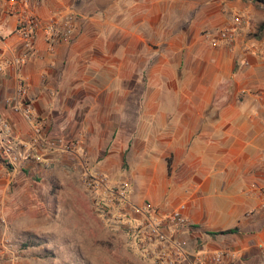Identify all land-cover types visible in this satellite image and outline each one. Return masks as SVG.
I'll return each mask as SVG.
<instances>
[{"label": "crops", "instance_id": "1", "mask_svg": "<svg viewBox=\"0 0 264 264\" xmlns=\"http://www.w3.org/2000/svg\"><path fill=\"white\" fill-rule=\"evenodd\" d=\"M69 9L79 14L72 41L50 53L39 33L21 71L50 136L80 140L92 164L129 182L132 203L185 204L190 226L179 237L190 251L226 248L222 264H264V4L44 0L35 13ZM16 19L0 0L1 51L20 43ZM227 28L235 41L213 47L207 33ZM17 87L10 70L0 117L26 139L28 123L5 104ZM21 168L44 169L22 163L11 175ZM9 193L0 161V206Z\"/></svg>", "mask_w": 264, "mask_h": 264}, {"label": "built area", "instance_id": "2", "mask_svg": "<svg viewBox=\"0 0 264 264\" xmlns=\"http://www.w3.org/2000/svg\"><path fill=\"white\" fill-rule=\"evenodd\" d=\"M44 0H5L8 14L16 15V34L19 45L0 50V89L2 80L12 70L18 77V87L5 100L7 108L21 115L29 125V135L24 139L15 132L8 119L0 117V161L16 168L22 163H38L51 168L65 156H77L81 161V177L99 218L111 228L122 229L130 243L143 259L153 264H222L228 249H199L190 251L179 234L190 226L186 216L187 206L181 204L171 211L146 202L134 204L129 197V182L114 180L103 172L92 169L80 140L71 141L63 136H50L48 121L39 116L28 99L29 88L21 79L23 67L38 54L36 46L39 33L53 52L59 44L72 41L79 20L73 10L63 12L48 20L38 17L35 10ZM213 47L230 44L235 33L227 28L217 33H207ZM3 218L0 210V225ZM1 229V226H0ZM264 257V243L258 245Z\"/></svg>", "mask_w": 264, "mask_h": 264}, {"label": "rangeland", "instance_id": "3", "mask_svg": "<svg viewBox=\"0 0 264 264\" xmlns=\"http://www.w3.org/2000/svg\"><path fill=\"white\" fill-rule=\"evenodd\" d=\"M5 166L10 193L0 206V264H153L131 248L122 229L99 218L79 157L70 155L48 169L21 168L14 175V168Z\"/></svg>", "mask_w": 264, "mask_h": 264}, {"label": "trees", "instance_id": "4", "mask_svg": "<svg viewBox=\"0 0 264 264\" xmlns=\"http://www.w3.org/2000/svg\"><path fill=\"white\" fill-rule=\"evenodd\" d=\"M254 2H258V3H262L264 4V0H253ZM126 166V164H124V167ZM237 232V229H232V230H229V231H224V232H218V233H213V234H231V233H235Z\"/></svg>", "mask_w": 264, "mask_h": 264}]
</instances>
